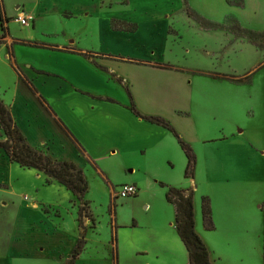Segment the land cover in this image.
Returning a JSON list of instances; mask_svg holds the SVG:
<instances>
[{"label":"rangeland","instance_id":"obj_1","mask_svg":"<svg viewBox=\"0 0 264 264\" xmlns=\"http://www.w3.org/2000/svg\"><path fill=\"white\" fill-rule=\"evenodd\" d=\"M3 1L0 100L39 152H46V142L50 156L82 165L89 190L81 202L67 188L48 183L44 172L12 163L0 149V264H66L79 239L78 211L85 202L95 216V222L85 219L87 230L98 233L90 244L104 249L117 212L124 225L137 218L144 228L173 229L176 210L165 197L169 187L184 190L185 196L194 194L203 223V197L209 195L219 206L222 190L229 187L219 185L218 177L228 176L223 168L233 162L236 150L246 152L250 143L249 180L254 191L261 190L264 0ZM20 17L28 25L17 21ZM123 23L134 26L135 32L125 31ZM7 35L18 40H7ZM8 48L15 50L16 62ZM64 48L82 50L94 64ZM17 66L60 118L70 125V117L82 135H102L98 120L113 122L117 110L133 114L131 101L142 115L166 119L196 156L192 174L186 176L188 158L171 131L169 141L157 149L142 152L131 146L119 157L97 150L105 174L79 160L78 149L22 81ZM73 104L77 119L69 113ZM143 130L142 136L148 133ZM123 143L127 145V139ZM131 182L146 189L141 199L121 197L125 185L139 193ZM252 210L256 223L262 211L254 202ZM98 261L109 264V252Z\"/></svg>","mask_w":264,"mask_h":264},{"label":"crops","instance_id":"obj_2","mask_svg":"<svg viewBox=\"0 0 264 264\" xmlns=\"http://www.w3.org/2000/svg\"><path fill=\"white\" fill-rule=\"evenodd\" d=\"M0 1L2 2L1 5H3L4 1ZM18 7L19 6H17V8ZM5 39H9L10 41L18 40L12 38L11 35H7ZM8 50V53H11L14 62H16L15 50H10V48H8ZM62 50H67L64 52L68 53L69 55L78 54L83 57V55L80 53L82 50L80 49L64 48ZM85 59H88L92 64H94L90 58L85 57ZM102 66L104 67V65ZM103 71L105 73V70ZM22 73L29 78L26 73ZM27 87L29 88V86ZM35 89L37 90V93L31 89L30 90L38 97L41 104L49 111L69 141L72 142L76 149H78V159L85 160L87 163L90 162L92 166H94L99 172L104 173L98 164L99 159L96 156L97 150H101L103 154L110 157H119L123 155L124 148L130 149L131 146H133L135 149H143L142 152H145L148 150L157 149L162 144L163 140L169 141V130L144 120H137V117H135L133 114H128L125 110H117V113L119 114L118 119L117 116L114 117L116 120L113 122L112 119L111 121L108 119L107 122H104L102 119L98 120L97 124L101 126L102 135H82L81 132L75 131L73 127V120L70 117L69 125L66 121H63L60 118L57 111L40 93L39 89L36 87ZM77 90L84 92L79 88H77ZM44 100L47 103H45ZM49 107L53 109L57 116L49 110ZM75 107L76 105L73 104L70 107L69 113L75 116V119H77L78 116L74 109ZM78 107L79 106H77V108ZM111 109L114 110V108ZM107 113H111V110L107 111ZM59 119H61L66 125H69H67L69 130L77 138L79 143L85 148L84 153H82L79 148H77L75 142L62 128ZM14 120L25 135L23 125L19 124L17 119L14 118ZM84 123L85 126L87 125L88 130H90V126H92L91 121L87 119L84 121ZM143 129H146V132H148L144 136H142L141 133L144 132ZM107 133H109V135H106ZM113 133H115L116 136H114ZM105 136H109V138ZM125 139H127V145H124L123 143ZM27 141L29 143L30 139L27 138ZM93 142H95L94 145ZM30 145L32 146V144ZM42 145L44 149L46 148V152L44 153L50 156L48 153L51 151L50 148H47L48 144L44 142ZM249 145H251V147L247 146L246 152L236 150V152L233 154V162L228 167L226 166L223 168L224 171L228 169V176L223 177L221 174L219 175L218 180L221 181L219 185L223 186V184H226L225 186L229 187V191L222 190L225 195L222 200L217 201L219 203L218 207L216 205V200L208 195V197L211 199L213 210V221L215 225L213 230L206 229L204 220L202 223L199 217V208L198 206H195L196 231L209 248L211 260L214 264H264V212L262 209L264 204V163L263 167L261 168L263 173V180L261 182L262 187L260 188L261 190L257 192L253 190L254 182L249 180L250 176L247 170V161L253 163L250 158L253 151L252 143ZM104 148L107 149L105 150ZM38 149H40V147H38ZM257 153H259V151H257ZM259 155L264 162V147L262 148V152L261 154L259 153ZM50 157L53 160L58 161H73L80 168H82V165L79 164L76 159H57L52 155ZM131 172L134 173L135 169L131 170ZM223 178L227 179L225 180ZM111 182L113 183V181ZM53 183H57L58 185L64 187L55 180ZM131 183L136 185L139 189V193L135 196V198L141 199L144 196L146 189H141L139 187L140 185H138L136 182ZM196 188L199 189V186L197 185ZM165 197L167 199L166 194ZM253 202L257 204L258 208L262 211V214L257 217L256 223L254 220L255 214H253L252 210ZM150 207L151 204L149 203L146 208L148 209ZM219 218H222L221 222L219 221ZM85 219H87V217L83 218V227H85V230L80 227L79 223V239L69 259L66 260V264L72 260L73 253L77 249L79 241L82 238H85L86 243L82 252L75 260V264H97L99 263L98 258L102 257L105 253L107 255L108 252L110 258L109 264H189L190 262L189 252L180 238L176 228V218L173 229L169 228V225H155L149 228H144L141 227L142 223H140L137 218L132 223H128L126 225L120 223L119 214L117 212L115 216H113L112 224L114 227L111 228L110 242H108L106 249H104V247L99 244H90L92 242L90 237H92V235L97 236L98 233H96V230H87ZM125 230L130 232L126 233Z\"/></svg>","mask_w":264,"mask_h":264},{"label":"trees","instance_id":"obj_3","mask_svg":"<svg viewBox=\"0 0 264 264\" xmlns=\"http://www.w3.org/2000/svg\"><path fill=\"white\" fill-rule=\"evenodd\" d=\"M1 23L0 27H3V16H0ZM125 31L135 32L134 26L130 24L123 23ZM132 27V29H131ZM117 31H124L119 27ZM115 28V29H116ZM88 57V54H82ZM18 69V67H17ZM20 78L22 81L29 86L31 90L37 93V90L33 87V84L23 75L22 71L18 69ZM45 103H47L44 100ZM133 114L136 117L142 118L148 122L161 126L172 133H174L178 139L181 147L185 151L188 158V166L186 170V176L189 177L196 165V156H194L192 149L189 144H187L182 138L179 137L175 128L164 118L160 116H145L137 109L133 101H131V108ZM49 110L57 116V114L49 107ZM62 128L66 131L69 137L75 142L77 148L84 153L85 148L79 143L77 138L72 134L67 125L59 119ZM0 130L6 137V140L0 141V149L3 150L8 156L12 163H17L22 168H34L47 175V181L50 183L52 180L59 182L67 190H69L73 195H75L78 200L82 202V199L89 190V183L85 177V173L82 168H80L75 162L65 160L58 161L53 160L46 153L39 152L37 149L32 147L21 129L15 123L9 108L0 100ZM184 190H179L176 188L169 187L167 193L168 202L172 203L176 208V228L180 238L185 244L190 257L189 264H214L211 260V253L204 240L196 231V219H195V202L194 194L191 192L189 196H185ZM89 205L85 202V206L79 208V223L80 227H83V218L87 217L93 222H95L92 212L88 211L86 207ZM264 212V204L262 206ZM84 211L86 214L84 215ZM202 213L203 220L207 230H213L215 228L213 221V210L211 199L209 197H203L202 199ZM95 224V223H94ZM85 238L79 241L77 249L73 253L72 260L68 264H75V260L78 255L82 252L85 246Z\"/></svg>","mask_w":264,"mask_h":264},{"label":"built area","instance_id":"obj_4","mask_svg":"<svg viewBox=\"0 0 264 264\" xmlns=\"http://www.w3.org/2000/svg\"><path fill=\"white\" fill-rule=\"evenodd\" d=\"M17 21L22 22L23 25H28V21L22 17L18 18ZM120 195L122 198H127L129 196L137 195V191L134 186L125 185L122 187Z\"/></svg>","mask_w":264,"mask_h":264}]
</instances>
